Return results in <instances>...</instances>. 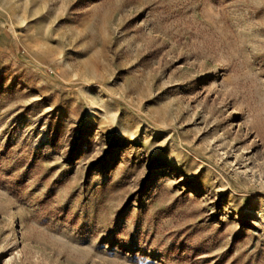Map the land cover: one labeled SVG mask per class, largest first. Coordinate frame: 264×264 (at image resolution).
I'll return each instance as SVG.
<instances>
[{"label":"rangeland","instance_id":"1","mask_svg":"<svg viewBox=\"0 0 264 264\" xmlns=\"http://www.w3.org/2000/svg\"><path fill=\"white\" fill-rule=\"evenodd\" d=\"M0 264H264V0H0Z\"/></svg>","mask_w":264,"mask_h":264}]
</instances>
